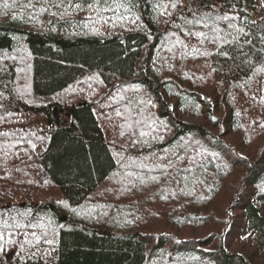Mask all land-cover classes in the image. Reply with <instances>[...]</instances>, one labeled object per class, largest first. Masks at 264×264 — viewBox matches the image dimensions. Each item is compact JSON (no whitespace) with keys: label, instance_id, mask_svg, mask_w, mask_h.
<instances>
[{"label":"trees","instance_id":"1","mask_svg":"<svg viewBox=\"0 0 264 264\" xmlns=\"http://www.w3.org/2000/svg\"><path fill=\"white\" fill-rule=\"evenodd\" d=\"M257 7L0 0V264H264ZM235 208L250 253L224 242Z\"/></svg>","mask_w":264,"mask_h":264},{"label":"rangeland","instance_id":"2","mask_svg":"<svg viewBox=\"0 0 264 264\" xmlns=\"http://www.w3.org/2000/svg\"><path fill=\"white\" fill-rule=\"evenodd\" d=\"M256 2L258 7H257V12L255 13L257 14L262 12L264 13V5L259 0H256ZM176 115L181 119L192 123L204 124L207 121L203 113H197L192 108H187L183 110L178 107L176 108ZM215 115L219 116L220 112L215 113ZM22 124H25L27 126L42 125L43 124L42 117L41 116L34 117V115L27 117L24 115L22 118ZM110 124L113 127L111 130L117 127L115 123L111 122ZM211 131L217 133L219 129L211 128ZM223 139L230 141L229 138L225 137L224 135H223ZM257 144L253 148H255ZM241 151L243 153H247V152L251 153L252 149L244 145ZM242 213L243 211L241 208H235L233 210L231 226L229 229H227V232L225 233L224 242L226 246L229 248V250H236L243 253H250L254 250L255 244L252 238L250 237L249 233L245 229V223Z\"/></svg>","mask_w":264,"mask_h":264},{"label":"snow or ice","instance_id":"3","mask_svg":"<svg viewBox=\"0 0 264 264\" xmlns=\"http://www.w3.org/2000/svg\"><path fill=\"white\" fill-rule=\"evenodd\" d=\"M4 6L5 7H8L9 5L7 3H5ZM31 6L32 5H29V7H31ZM77 7H79V5H77ZM89 7H91V5H89ZM171 7H176V4L175 3L171 4ZM41 11H46V9L41 8ZM201 19H207V17H201ZM216 19L217 20H228L229 17L227 15L217 16ZM187 23H190V24L191 23H200V21L199 20L187 21ZM205 26H207V25H205ZM229 26L231 27L232 25H229ZM216 31H219V29H216ZM188 35H195V36H198V37H204L205 36V33H203V32H195V33L189 32ZM205 54H207V53H205ZM260 70H264V69H260ZM117 115H120V113L118 112ZM121 134H123V133H121ZM141 135H146V133H143L142 132ZM16 226L19 227L18 224ZM29 226L30 227H43V224H39V225H32V224H30ZM31 235L35 238V240H36L37 243H39V241L42 239V237L41 236H37V234L35 232L31 233ZM0 239H3V233H0ZM43 241H44V243H48V244L52 243V241L48 240L46 238V236L43 237ZM28 243L29 244H32V241L29 240ZM0 247H2V246H0ZM22 247H23V245H22Z\"/></svg>","mask_w":264,"mask_h":264},{"label":"water","instance_id":"4","mask_svg":"<svg viewBox=\"0 0 264 264\" xmlns=\"http://www.w3.org/2000/svg\"><path fill=\"white\" fill-rule=\"evenodd\" d=\"M65 219H66V217H65V216H63V217H62V220H65Z\"/></svg>","mask_w":264,"mask_h":264}]
</instances>
